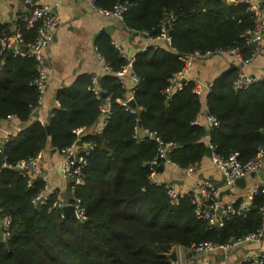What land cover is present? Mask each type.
<instances>
[{
	"label": "trees",
	"instance_id": "trees-1",
	"mask_svg": "<svg viewBox=\"0 0 264 264\" xmlns=\"http://www.w3.org/2000/svg\"><path fill=\"white\" fill-rule=\"evenodd\" d=\"M120 1L130 3L123 21L135 32L147 31L155 38L170 20V43H156L135 56L132 68L140 83L134 92L138 109L131 113L118 101L126 88L115 74L127 60L108 35L96 38L98 51L111 67L98 79L99 88L111 98V114L97 134L82 136V141L95 143L85 183L63 194L82 199L87 211L84 220L53 207L55 192H50L48 202L34 203L43 180L36 178L29 185L21 169L9 166L48 145L55 151L68 147L77 138L76 128L96 124L102 99L91 89L95 74H79L57 90L59 106L52 110L48 131L46 124L32 120L39 98L35 59L5 54L0 69V119L15 116L28 126L0 147V214L12 218L10 236L4 239L0 230V264H170L168 254L174 246L223 243L261 224L264 194L246 216H231L215 227L196 217L189 197L173 204L164 184L150 178L149 162L157 154L158 143L143 132L154 131L164 142H173L170 160L182 169L197 167L207 155L209 142L224 157L233 151L244 163L255 157L264 146V80L234 91L232 82L240 65L216 78L207 101L219 124L210 135L202 118L195 122L205 97L194 92L193 81L167 93L169 78L197 50L238 49L244 58H251L254 45L245 34L254 28V12L246 2L229 0H96V5L112 9ZM23 32L29 39L36 36L35 28Z\"/></svg>",
	"mask_w": 264,
	"mask_h": 264
},
{
	"label": "built area",
	"instance_id": "built-area-1",
	"mask_svg": "<svg viewBox=\"0 0 264 264\" xmlns=\"http://www.w3.org/2000/svg\"><path fill=\"white\" fill-rule=\"evenodd\" d=\"M234 2H246L248 8L255 14V25L253 29L246 32V39L248 43L254 45L253 56L251 58H244L238 49H222L206 50L204 52L196 51L184 58V65L180 70L175 72L169 78V86L167 93L175 88H181V79L188 76L189 71L193 65L194 57H209L212 55H220L224 53H233L240 64L245 65L253 59L260 50V45L264 37V0H229ZM89 5L99 11L100 13L114 17L118 20H124V14L128 10L130 3L128 1H120L114 5L112 9H101L96 5V0H87ZM26 8L12 18L4 21L0 15V23H3V28L0 31V69L5 64V54L10 52L14 56L31 57L36 61L37 75L35 77V84L39 90V98L36 106L32 108V112L36 113L44 101L46 90L49 86V59L47 58L46 51L55 39V30L60 23V17L54 8L49 4L32 3V0H23ZM19 21H21V24ZM23 28H35V38L29 39L24 35ZM171 28L170 20L163 24V34L153 38L147 31L143 33L152 39H164L170 43L169 30ZM157 45H155L156 47ZM115 47L120 51L122 58L127 60V63L115 72L119 82L126 88V94L118 98L119 103L124 105L131 113L137 112L136 106L132 105L134 100V92L137 85L140 83V76L133 70L132 64L135 56L123 52L119 47ZM103 69L108 71L111 69L110 64L106 61L104 56L99 52ZM193 81L194 92L205 97V113L207 117V129L212 128L219 124L218 119L209 113L207 95L212 89V83L204 82L198 78H187V81ZM264 80V74H249L239 70L237 76L233 79V90L238 92L252 86L253 84L260 83ZM93 85L91 89L94 91L98 99H102L101 111L102 115L90 131H85L86 128H76L74 132L77 134L76 140L63 149H57L62 157L61 175L68 181L66 191L60 188H53L50 184L48 173L43 169L41 162L44 155V150H40L34 156L18 162L16 165H10L11 168L21 169L23 174L28 177V183L31 185L36 178L42 179L44 187L36 198L33 199L34 203L48 202L50 200V192L56 193V199L53 201V207L62 208L65 212L66 206L72 207V215L79 220H84L87 217V211L82 203V199L71 194L70 198L65 197L66 194L74 189L77 185L85 183L86 173L85 169L88 165V156L93 150L95 143L92 141H82L84 135L97 134L108 122L111 114L112 101L109 96H103L102 90L98 86V77L93 75ZM59 104V102H58ZM199 122V117L195 120ZM140 125V123H139ZM141 129H136L138 135ZM143 132L155 139L158 143V150L156 156L149 162L151 169V180L157 184H164L167 195L173 204H179L181 199L189 197L192 205L194 206V213L197 218L204 219L211 227L223 226L225 219L231 216H246L252 205L255 204L257 198L264 194V178H259L255 184L247 191V193L237 199L223 202V188L231 187L239 177H244L249 173H259L264 164V146H261L252 159L247 162H242L239 159V152L233 151L228 156L224 157L214 151V145L208 143L212 149L211 159L213 163L221 170L225 183L224 186L215 184L212 180L207 178H200L197 180L195 187L187 192H180L174 184L168 182H161L157 173V167L161 164L165 165L170 160V151L174 147L173 142H164L154 131L143 130ZM14 139V135H9L4 138V141ZM80 141V143H79ZM207 146V147H208ZM174 163V162H172ZM176 164V163H175ZM196 166H190L186 170L193 172ZM66 213V212H65ZM259 214L261 218L260 226L253 232L246 233L237 238H230L228 241L219 243L213 241H202L194 243L185 250L187 253H211L214 251L222 250L227 251L234 247H239L244 244L259 243L264 237V204L259 206ZM12 218L10 215L0 214V230L1 236L6 239L10 236V228ZM180 247V246H179ZM184 249V248H183ZM186 253V254H187ZM180 258V256H179ZM232 264H264V246H261L256 256H247L242 262Z\"/></svg>",
	"mask_w": 264,
	"mask_h": 264
},
{
	"label": "crops",
	"instance_id": "crops-1",
	"mask_svg": "<svg viewBox=\"0 0 264 264\" xmlns=\"http://www.w3.org/2000/svg\"><path fill=\"white\" fill-rule=\"evenodd\" d=\"M36 3L51 5L58 13L60 23L55 30V39L46 51L50 64L49 86L42 105L32 118L33 121L49 123L52 110L59 106L56 99L57 90L74 82L79 74H95L99 79L106 72L103 69V62L99 58V51L95 43L99 34L108 35L114 45L132 56L145 51L151 45H157L156 43H168L164 39H152L143 32H135L127 27L124 21L106 16L93 9L87 0H37ZM25 8L23 0H0V15L4 21ZM233 65H240V70L249 74H264V37L258 54L253 57L251 62L242 65L233 53L205 58L194 57L187 78H198L204 82L213 83L220 74ZM200 118L203 119L204 125L207 127L205 105L199 120ZM27 126V122L23 123L15 116L0 119V147L6 136L14 135L16 139ZM92 128L93 126L85 131H90ZM61 164V155L48 145L44 150L41 165L49 175L51 186L65 192L68 181L61 175ZM157 177L161 182L174 184L180 192L192 190L200 178L210 179L221 187L225 183L221 170L208 155L191 173L175 163L168 162L165 164L164 171L157 173ZM244 177L246 180L244 185L234 184L231 187L223 188V202L244 196L259 178H264V164L259 173H255V175L249 173ZM261 246H264V237L259 243L244 244L227 251L187 253L185 254V263L232 264L242 262L247 256H256Z\"/></svg>",
	"mask_w": 264,
	"mask_h": 264
},
{
	"label": "water",
	"instance_id": "water-1",
	"mask_svg": "<svg viewBox=\"0 0 264 264\" xmlns=\"http://www.w3.org/2000/svg\"><path fill=\"white\" fill-rule=\"evenodd\" d=\"M36 1L37 0H32V3H36ZM2 28H3V23H0V31L2 30ZM186 81H187V78L186 77H184V78L181 79V83L182 84L185 83ZM101 94L103 96L106 95V93L104 91H102ZM132 105L133 106H136L135 100H132ZM46 128H47L48 131L50 130L49 124H46ZM263 131H264V129H263ZM210 133H211V128H208L207 129V135H210ZM79 143H80V141H79ZM206 154L208 156H210V157L212 156V149L210 148V146L207 147V153ZM157 169L161 173V172L164 171L165 165L161 164V165H159L157 167ZM252 175H255V173H252ZM245 182H246L245 177L242 176V177H239V178L236 179L235 184L242 186V185H244ZM65 212H66L67 215H72V207L70 205L69 206H66L65 207ZM168 257L170 259V264H180V258H179L177 246H174L171 249L170 253L168 254Z\"/></svg>",
	"mask_w": 264,
	"mask_h": 264
},
{
	"label": "rangeland",
	"instance_id": "rangeland-1",
	"mask_svg": "<svg viewBox=\"0 0 264 264\" xmlns=\"http://www.w3.org/2000/svg\"><path fill=\"white\" fill-rule=\"evenodd\" d=\"M166 171H167V168H166ZM166 171H165V173H166ZM177 249H178V254L180 256V264H186L185 263V254L187 253V251L185 249H183L182 247H179V246H177Z\"/></svg>",
	"mask_w": 264,
	"mask_h": 264
}]
</instances>
